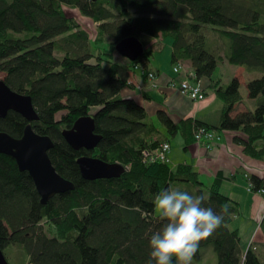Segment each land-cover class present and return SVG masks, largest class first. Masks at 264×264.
I'll use <instances>...</instances> for the list:
<instances>
[{"label": "trees", "instance_id": "trees-1", "mask_svg": "<svg viewBox=\"0 0 264 264\" xmlns=\"http://www.w3.org/2000/svg\"><path fill=\"white\" fill-rule=\"evenodd\" d=\"M63 7L97 22L93 43L106 38L107 47L93 54L87 32L78 29ZM208 30L222 40L223 55L209 41ZM128 37L144 48L133 62L116 57L114 49ZM166 39L171 40L170 62L188 61L196 81L207 80L222 110L215 126L189 118L174 122L159 110L156 117L164 133L179 135L185 150L195 142L196 127L217 138L215 131H235L239 135L233 142L243 154L264 162V0H0L1 80L30 96L38 116L31 126L52 140L51 164L74 185L41 204L28 173L0 154V249L19 248L17 264H148L151 235L164 224L154 215L155 197L165 189L203 195L202 206L217 213L222 205L229 206L223 224L201 242L195 261L210 252L216 264H264L252 244L242 251L238 231L230 226L237 203L221 193L219 175L205 186L189 164L141 161V149L168 140L159 137L143 106L121 97L120 91L132 88L128 78L134 67L142 68L145 78L154 47ZM222 61L243 69L252 109L234 111L242 101L240 83L235 77L225 84L214 78ZM91 114L98 145L75 150L61 131ZM26 124L8 111L0 118V132L19 138ZM82 155L118 163L124 172L117 178L85 180L76 164ZM248 179L251 192L264 189L262 178L252 174Z\"/></svg>", "mask_w": 264, "mask_h": 264}, {"label": "crops", "instance_id": "crops-1", "mask_svg": "<svg viewBox=\"0 0 264 264\" xmlns=\"http://www.w3.org/2000/svg\"><path fill=\"white\" fill-rule=\"evenodd\" d=\"M163 43V41L161 42ZM160 49V50H159ZM163 47H154L153 63L149 61L148 70L153 71L161 87L157 90L144 88L146 79L142 77L139 68L129 71L128 83L132 88H123L120 96L132 98L146 110L148 115H156L157 111H165L170 118L177 122L181 119L198 120L208 125H217L222 110V102L209 91L206 79L200 80L201 87L205 90V98L200 102H193L180 96L176 90L165 87L169 79L177 81L182 78V74L177 75L172 71L174 64L170 62L171 46L168 49L167 61L160 62L158 57L162 54ZM222 64V65H221ZM183 67L190 69L188 61H182ZM225 78H219L222 83L235 77L240 86L245 85L241 67H235L222 61ZM241 75V80L240 76ZM243 99V98H242ZM245 100V98H244ZM236 105L233 107L237 111ZM250 109V108H249ZM240 111V110H238ZM218 139L209 148L191 142L183 150L184 141L179 136L183 156L177 164L186 163L193 167L197 172L199 180L205 185H211L217 175L221 177L220 191L237 203L238 212L233 216L230 224L231 228L238 231L240 237V247L245 251L249 244L255 247L257 253L264 250V226L259 224L260 217L264 208V193L248 192V176L257 175L264 180V162L254 160L242 152V147L233 142V136L239 135L235 131H215ZM160 137V136H159ZM163 139L162 137H160Z\"/></svg>", "mask_w": 264, "mask_h": 264}, {"label": "water", "instance_id": "water-1", "mask_svg": "<svg viewBox=\"0 0 264 264\" xmlns=\"http://www.w3.org/2000/svg\"><path fill=\"white\" fill-rule=\"evenodd\" d=\"M114 49L119 57L133 62L142 56L144 48L138 39L128 37L119 41ZM8 111L21 115L27 124L19 138L0 132V154L11 157L19 171L28 173L40 197V203L45 204L55 195L73 190V183L55 171L48 157V151L53 147L52 140L46 135L37 134L31 126L32 122L38 120V116L30 96L11 90L0 79V118ZM94 129V118L91 114L77 118L70 128L61 131V136L73 149L89 151L96 148L100 140ZM76 164L81 177L89 181L117 178L124 172V167L118 163H109L86 155L78 157ZM0 264H8L1 249Z\"/></svg>", "mask_w": 264, "mask_h": 264}, {"label": "clouds", "instance_id": "clouds-1", "mask_svg": "<svg viewBox=\"0 0 264 264\" xmlns=\"http://www.w3.org/2000/svg\"><path fill=\"white\" fill-rule=\"evenodd\" d=\"M204 199L179 189H165L156 195L155 207L164 224L151 235L148 264H194L201 242L212 237L229 211L227 204L219 213L204 207Z\"/></svg>", "mask_w": 264, "mask_h": 264}, {"label": "rangeland", "instance_id": "rangeland-1", "mask_svg": "<svg viewBox=\"0 0 264 264\" xmlns=\"http://www.w3.org/2000/svg\"><path fill=\"white\" fill-rule=\"evenodd\" d=\"M63 11L65 12L67 17L72 18V20L74 22H76V24L78 25V29H81V30L83 29L84 31L87 32L88 40L91 42L90 43L91 49H92L91 51L93 54H97V52H99L98 50H103L107 47V43L109 42V40L106 38L104 41H102L100 43H93L97 38V31H98V23L97 22H94V21L80 15L78 10L75 8L63 7ZM206 35H207L209 41L212 42L213 46H216V49H218V53H220V55H223L222 40H220L218 38L217 34L208 30L206 32ZM170 41L171 40L166 39L163 41V43H161V46L163 47L161 52L162 51L163 52L158 57V60L160 62L166 61V63L168 64L167 56H165L164 54L168 53V49L170 48V44H171ZM154 53H156V51H153L152 55ZM60 55H61V53L57 54V56H60ZM117 56L118 55L116 54V57ZM118 60H119V58H118ZM149 61L151 62V64L153 63V56L149 57ZM221 65L218 64V66L216 67V70L214 71V74H213L214 77L225 78V74H224L223 69H222L223 67ZM242 73H244V72H242ZM239 76H240V80H241L242 76L241 75H239ZM2 77H3V74H0V79H2ZM243 78L246 81L247 77L245 74H243ZM243 82H241L242 85L240 86V89H239L241 97L243 99L240 103L236 104L237 111L238 110H240V111L241 110H247L249 108L252 109L254 107V102L248 100V98H247V93H246L247 91H246L245 85H243ZM244 98H245V100H244ZM57 117H59V115ZM147 120L149 122H152L154 124V126L158 129V135L160 137L166 138L168 140L169 146H170V151L168 153L169 165L171 167H173L175 162H177L183 156L180 139L178 137L166 135L164 133L163 127L158 122L156 115H148ZM156 137H158V136L156 135ZM154 215L155 216L159 215V212L157 211L156 207L154 210ZM209 253H206L204 256H202V259H200L198 261L194 260V264H216V255H211ZM3 254H4L8 264H17L16 256L20 254V249L15 247V246H13L11 249L8 247L3 251ZM258 254L260 256V261H263L264 260V250L260 249ZM10 255H11V257H10Z\"/></svg>", "mask_w": 264, "mask_h": 264}, {"label": "built area", "instance_id": "built-area-1", "mask_svg": "<svg viewBox=\"0 0 264 264\" xmlns=\"http://www.w3.org/2000/svg\"><path fill=\"white\" fill-rule=\"evenodd\" d=\"M142 72L143 69L141 68ZM172 71L174 74H182V78L175 81L174 79H169L165 83V87L169 89H174L177 93L187 98L193 102H200L205 98V92L201 87L200 83L196 81L194 72L191 69L183 67L182 62H177L173 67ZM146 83L144 88L148 90H157L161 87L156 74L153 71H147L145 74ZM194 141L198 145H203L205 142L216 141L218 138L214 135L213 132L206 130L204 127H196L193 131ZM207 148L210 146L207 144ZM170 151L169 143L166 141L160 142L154 148H143L140 150L141 161L145 165L154 164V163H164L169 164L168 153ZM247 191L251 192L250 184L247 187ZM256 193H264V189L256 191ZM264 219V210L260 217V222Z\"/></svg>", "mask_w": 264, "mask_h": 264}]
</instances>
